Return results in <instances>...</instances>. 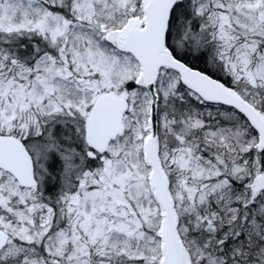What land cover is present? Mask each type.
Masks as SVG:
<instances>
[{
	"label": "snow or ice",
	"instance_id": "obj_1",
	"mask_svg": "<svg viewBox=\"0 0 264 264\" xmlns=\"http://www.w3.org/2000/svg\"><path fill=\"white\" fill-rule=\"evenodd\" d=\"M0 264H264V0H0Z\"/></svg>",
	"mask_w": 264,
	"mask_h": 264
}]
</instances>
